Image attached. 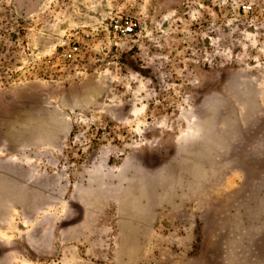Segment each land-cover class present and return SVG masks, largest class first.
Here are the masks:
<instances>
[{
  "label": "rangeland",
  "instance_id": "374dc122",
  "mask_svg": "<svg viewBox=\"0 0 264 264\" xmlns=\"http://www.w3.org/2000/svg\"><path fill=\"white\" fill-rule=\"evenodd\" d=\"M0 264H264V0H0Z\"/></svg>",
  "mask_w": 264,
  "mask_h": 264
},
{
  "label": "built area",
  "instance_id": "2783aa9c",
  "mask_svg": "<svg viewBox=\"0 0 264 264\" xmlns=\"http://www.w3.org/2000/svg\"><path fill=\"white\" fill-rule=\"evenodd\" d=\"M243 10L249 11L251 6H243ZM136 28L137 21L129 14L115 15L109 22L107 35L112 41L129 40L136 34ZM100 31L94 28L67 33L41 62L45 74L48 76L67 74L83 68L91 57L94 42L103 41Z\"/></svg>",
  "mask_w": 264,
  "mask_h": 264
}]
</instances>
